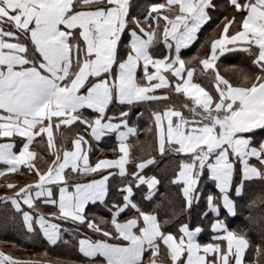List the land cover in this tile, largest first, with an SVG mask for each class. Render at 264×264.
<instances>
[{"label": "snow or ice", "instance_id": "1", "mask_svg": "<svg viewBox=\"0 0 264 264\" xmlns=\"http://www.w3.org/2000/svg\"><path fill=\"white\" fill-rule=\"evenodd\" d=\"M228 4L233 14L223 17L207 54L185 60L181 51L212 21L214 0H164L143 15L131 14V0H0V177H32L0 184L9 190L0 195V209L13 210L26 234L50 245L75 240V264H264V243L254 245L246 229L227 223L246 189L264 184V0ZM236 51L251 58L252 71H240L233 83L217 61ZM194 60L214 91L194 82ZM173 93L184 98L180 108L151 113L158 151L175 161L169 183L181 197L162 218L135 199V190L145 201L158 191L161 179L144 173L156 159H141L129 172L127 141L138 131L129 124L131 107L168 101ZM120 106L128 110L111 111ZM73 125L82 129L69 147L65 130ZM111 134L121 155L91 163L88 137L99 142ZM34 144L51 157L46 167L38 166L37 158L46 157ZM116 175L124 182L110 200ZM209 182L215 191L205 193ZM38 202L52 206L47 215ZM257 202L264 205V190L248 206ZM90 205L109 216L90 218ZM194 214L210 218L209 242L200 241L205 229L192 224ZM0 264L53 261L0 251Z\"/></svg>", "mask_w": 264, "mask_h": 264}, {"label": "trees", "instance_id": "2", "mask_svg": "<svg viewBox=\"0 0 264 264\" xmlns=\"http://www.w3.org/2000/svg\"><path fill=\"white\" fill-rule=\"evenodd\" d=\"M164 2V0H134L131 9L132 15H143V11L140 9L142 6H148L151 3ZM217 8L212 12V21H210L200 32L198 41L189 50L183 52L181 55L185 60L190 59L193 56L203 57L207 54L209 49L210 40L215 38L219 34L217 25L220 24L224 16H231L232 11L229 8L228 0H214ZM139 9L141 11H139ZM215 30V32H213ZM203 44V48H201ZM191 66L195 67L198 72L195 76V81L200 83L203 87L210 91H214L212 80L210 77L201 75L200 66L198 60H194ZM218 71L230 79L233 83L238 81L240 71H252L251 58L243 52H233L220 58L217 63ZM184 98L172 94L170 100L163 102H150L140 105L132 106L130 109L129 124L135 125L138 129L137 134L131 136L128 140L130 145V161L128 164V171H135V165L140 162L141 159H147L149 156H154L156 163L149 166L144 173L147 175H156L161 179V184L158 185V191L153 197L152 201L143 200V196L140 190L136 191L135 199L141 202V206L147 210L155 209L158 214L163 218L164 214L171 210L173 204L179 206L181 199L179 188L169 183V177L173 174L175 168V161L169 155H161L156 147V136L154 130V123L151 113L153 110L163 111L169 104L180 108ZM128 110V106H120L119 108L112 109L111 111L118 112L121 110ZM187 115V110L182 109ZM137 113L142 115L137 116ZM111 114V112H110ZM66 132H69L65 130ZM112 145L117 143L114 135L109 137ZM259 139V137H258ZM104 142H100L97 149L105 148ZM98 178V177H97ZM130 178V177H129ZM116 188L121 186L124 182L120 177H116ZM144 191L147 189L145 186ZM116 188L110 191L109 199H112L111 193L116 191ZM264 190V184L260 182H253L247 189V196L238 202L237 213L235 217H228L227 223L231 228L236 230L246 229L247 234L254 245L264 243L260 235L262 225L264 221H261V217L264 216V205L257 204L248 206L249 201L255 199L256 195ZM202 191L207 193L209 191H215L214 185L209 182L202 186ZM205 207L203 201L201 202L200 209ZM109 216V213L103 206L93 205L89 207V216ZM211 217V214H210ZM260 221V223H257ZM201 224L204 227V232L199 237L201 242H209L211 233L209 231V219H200L196 214L192 217V224ZM70 227V225H65ZM175 229H173L174 231ZM65 239H70L67 233L64 234ZM0 251H4L6 254L19 258L21 260L29 259H47L53 261V264H75L80 259L75 240H70L69 244L58 242L56 245H50L42 236H31L26 234V230L22 224L21 217L16 215L13 210L0 209ZM19 252V253H17ZM21 252V253H20ZM47 253L45 257L44 254ZM247 261H257L259 258L255 255H246Z\"/></svg>", "mask_w": 264, "mask_h": 264}, {"label": "crops", "instance_id": "3", "mask_svg": "<svg viewBox=\"0 0 264 264\" xmlns=\"http://www.w3.org/2000/svg\"><path fill=\"white\" fill-rule=\"evenodd\" d=\"M131 2L132 3H134V0H131ZM155 3V2H154ZM156 3H162V2H156ZM146 7L147 6H145V8H143V6L140 8L142 11H143V14H144V12H145V9H146ZM229 8H230V10L232 11V14H233V10H232V8L229 6ZM139 9V11H141ZM218 25H220V27L219 28H217V30H219V32L222 30V28H223V24L220 22V24H218ZM206 26V25H205ZM204 26V27H205ZM233 29H232V27H230V29H229V31L231 32ZM200 34V33H199ZM199 34H198V36H199ZM198 41V40H197ZM196 41V42H197ZM196 42L193 44V45H191L188 49H183L182 51H181V54L183 53V52H185V51H187V50H189V49H191L195 44H196ZM159 47V49H160V52L158 53V55H165V54H167V50L164 48V46L161 44V45H159L158 46ZM237 52V51H236ZM231 53H233V52H231ZM227 54H230V53H225L223 56H225V55H227ZM182 56V55H181ZM223 56H221L220 58H222ZM183 58V57H182ZM220 58H219V60H220ZM184 59V58H183ZM218 60V61H219ZM218 61H217V63H218ZM189 66H191V65H189ZM191 67H193V66H191ZM196 73L198 74V72H194V82H196L195 81V76H196ZM200 73V72H199ZM158 92H163L164 90H157ZM164 100H161V101H159V102H163ZM153 123H154V119H153ZM78 127L79 128H81L82 129V126H77V125H73L72 126V128H71V130H67V131H69L68 132V136H69V147H70V140H71V138H73V136H74V133H75V131L78 129ZM62 128H63V126H62ZM112 135H114V137H115V134H111V135H109V136H105V137H102V139L99 141V142H97V141H95V140H92L91 139V137L89 136L88 137V139L90 140V142H91V151H90V153H89V156H90V162L91 163H95L97 160H99V159H116V158H118L120 155H121V153L119 152V144H118V141L116 140V138H115V141L117 142V143H115L114 145H112V143H111V139H108L109 137H111ZM131 137V136H130ZM129 137V138H130ZM129 138H128V140H129ZM37 139H39V138H37ZM100 142H104V143H108V144H105V148H103V149H97L98 148V145H99V143ZM128 142V141H127ZM129 144V143H128ZM46 146V145H45ZM18 147H19V144H18ZM33 147L34 148H36L37 149V151L39 152V153H41V154H43L45 157H46V160L45 161H40L39 160V158H37V164H38V166H40V167H46V162H50V160H51V157L47 154V152H45V151H43V149L39 146V145H33ZM156 147H157V144H156ZM157 150H158V148H157ZM159 152V151H158ZM129 153H130V149H129ZM129 161H130V155H129ZM129 161H128V163H127V165H126V168L128 169V164H129ZM151 166V165H150ZM4 167V165H2V164H0V168H3ZM149 167V166H148ZM147 167V168H148ZM146 168V169H147ZM146 169H144V171L146 170ZM22 171H25L26 172V170H23L22 169ZM107 171H111V172H114V173H116V172H118V169H109V170H107ZM116 177H119L118 175H116L114 178H112L111 179V184H110V191H112L113 189H115L116 188V185H117V182H116ZM13 180V181H16L18 184H21V182L23 181V180H28L26 183H29V182H31V180H32V177L30 176V175H28V174H24V175H21L20 173H14V174H8L7 175V177H0V184H3V183H5V180ZM24 184V183H23ZM22 185V184H21ZM146 187V186H145ZM6 191H9V190H7L6 188H3V187H0V195H4L5 194V192ZM38 205H39V209L42 211V212H44V214L45 215H47L48 214V212H49V209L52 207V206H50V205H44V204H40L39 202H38ZM90 206H93V205H90ZM89 206V207H90ZM91 218H92V214H91Z\"/></svg>", "mask_w": 264, "mask_h": 264}, {"label": "rangeland", "instance_id": "4", "mask_svg": "<svg viewBox=\"0 0 264 264\" xmlns=\"http://www.w3.org/2000/svg\"><path fill=\"white\" fill-rule=\"evenodd\" d=\"M28 180L26 179V180H23L22 182H21V184H23V183H26ZM17 253H19V252H17ZM21 253V252H20Z\"/></svg>", "mask_w": 264, "mask_h": 264}]
</instances>
